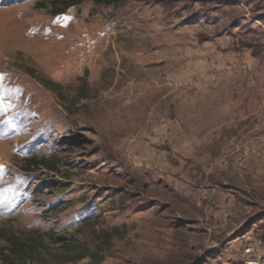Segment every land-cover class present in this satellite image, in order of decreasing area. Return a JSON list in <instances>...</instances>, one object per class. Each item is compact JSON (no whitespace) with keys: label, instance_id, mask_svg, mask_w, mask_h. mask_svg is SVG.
<instances>
[{"label":"rangeland","instance_id":"1","mask_svg":"<svg viewBox=\"0 0 264 264\" xmlns=\"http://www.w3.org/2000/svg\"><path fill=\"white\" fill-rule=\"evenodd\" d=\"M51 1L0 0V264H264V0Z\"/></svg>","mask_w":264,"mask_h":264},{"label":"trees","instance_id":"2","mask_svg":"<svg viewBox=\"0 0 264 264\" xmlns=\"http://www.w3.org/2000/svg\"><path fill=\"white\" fill-rule=\"evenodd\" d=\"M85 1L89 0H52L51 1V6H52V11L51 14L56 16V15H61L65 14L70 8L80 5L84 3ZM110 4V2H109ZM11 242V247L13 248L14 255H16L18 258L21 259L23 263H30L31 259L27 258V251L25 249L24 244L19 243V242Z\"/></svg>","mask_w":264,"mask_h":264},{"label":"built area","instance_id":"3","mask_svg":"<svg viewBox=\"0 0 264 264\" xmlns=\"http://www.w3.org/2000/svg\"><path fill=\"white\" fill-rule=\"evenodd\" d=\"M88 42H89V43H88V45H87V48H88V49H91V45H90L91 42H90V41H88ZM89 51H90V50H89Z\"/></svg>","mask_w":264,"mask_h":264},{"label":"bare ground","instance_id":"4","mask_svg":"<svg viewBox=\"0 0 264 264\" xmlns=\"http://www.w3.org/2000/svg\"><path fill=\"white\" fill-rule=\"evenodd\" d=\"M152 92H153V91H152ZM147 94H148V92H147ZM152 95H153V94H152ZM152 95H150V93H149L148 97H149V96H152ZM152 97H153V96H152ZM152 100H153V99H152ZM154 103H155V102H154Z\"/></svg>","mask_w":264,"mask_h":264}]
</instances>
